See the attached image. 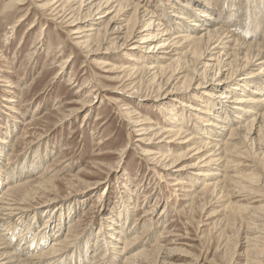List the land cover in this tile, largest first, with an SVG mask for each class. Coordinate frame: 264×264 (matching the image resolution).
Instances as JSON below:
<instances>
[{"label":"rangeland","instance_id":"rangeland-1","mask_svg":"<svg viewBox=\"0 0 264 264\" xmlns=\"http://www.w3.org/2000/svg\"><path fill=\"white\" fill-rule=\"evenodd\" d=\"M10 1L13 0H0V12ZM26 1L30 3V0ZM31 1L33 3L26 4L24 11H21L20 15L24 19L19 20L14 30L15 20L6 21L0 17V146H3L0 151L6 148V151L3 150V160L0 159V167L3 170L2 176L13 168H16V172L26 168L30 175L24 176L22 173V183L29 184L26 193L30 192V199L27 201L31 210L41 213L46 206L63 207L62 213L53 211L43 215L45 220L49 218V214H54L48 224L52 229V236L46 246H43L44 250L53 244L51 242L58 231V238L65 241L66 234H69L66 231L74 229L67 246L70 245L69 248L74 250L85 249L84 245L91 238L92 244L86 251L76 255L84 258L87 254L92 256L100 229L105 227L106 232L112 233L109 231L115 229L112 219H117L115 216L119 213V207L124 205L123 209H128L125 215H131L128 226L138 232V241L130 252L133 254L145 250L148 253L138 258L135 264H247L248 259L254 260L255 264H264V249L245 253V238L250 233L247 220L233 215L232 211H226L230 203L233 206L264 205L263 190L249 185L255 192L239 191L230 184L228 196L213 198L214 195L210 194L201 200V192H195L201 191L206 178L193 175L210 168H203V164L189 168L207 154L205 149L200 151L202 153L194 152L195 146L192 144V141L200 143L204 132L200 131L201 134L197 135L199 139H193L191 143H185L187 139H178L180 137L170 139L173 135L147 136L159 126L166 127L165 119H170L167 113L173 109L181 115L180 104L187 102L188 96L210 100L205 95L210 92V88L193 85L187 92H177L176 88L180 86L185 74H176V80L159 91L156 86L160 82L159 77L156 82L152 81V73L144 75L141 85L135 86L133 77L131 79L126 73L143 62L142 55H149L137 48L141 45L137 42L145 36L143 33L122 46L125 42L122 38L125 30H122L121 35H113L111 43H104L95 54H88L86 49L81 52L73 45L81 35H74L75 31L72 29L77 32L79 28L89 27L95 22L101 24L99 27L96 25L98 29H103L115 15L113 9L107 12V17L100 20L79 24L78 27H67L64 22L60 24L58 21L57 24L47 21L53 19L50 16L52 12L48 11L43 15L38 9V4L49 6L54 0ZM132 1L158 14L163 8L160 0ZM103 2L105 0H94L93 5ZM169 4L174 10L177 9L173 1ZM172 11L169 10L171 13ZM82 15L80 18L85 21L86 18ZM130 16L131 12L126 17H119V23L114 26L124 28ZM36 36L41 37L40 43ZM7 37L10 39L7 40ZM246 40L248 43H262V38L258 36L248 37ZM117 41L118 45L114 47ZM175 48L178 49L177 54L186 51L179 46ZM87 56L89 63H85ZM65 58H69V62L63 67L62 60ZM177 58L179 55L174 56V59ZM176 67L174 64L173 69ZM249 71L257 74L260 69L253 67ZM191 102L193 105L200 104L193 99ZM205 108L201 106L199 109L204 111ZM197 116L199 118L205 115L200 112ZM145 127H151L152 130L141 131ZM198 127L202 128L201 124ZM263 146L264 137L257 138L253 149L251 147L252 158H237L240 162L228 165V175L241 179V176L253 170L263 173ZM169 150L174 153L173 156H184L174 167H170L172 158L166 159ZM161 155L166 160H161ZM35 156H38L36 165L40 162L39 168V165L34 168L32 166ZM150 159L161 161L158 163ZM153 169L161 175L163 181L155 176ZM211 169L215 172L221 170L217 166ZM180 181L186 183L182 184ZM3 188L4 185L0 188V193ZM4 189L3 191L7 188ZM259 189L262 193L258 192ZM52 201L55 202L51 203ZM68 210L73 216L71 214L69 217ZM19 218L17 215L15 220ZM122 218L119 221L125 224L127 219L124 216ZM35 219L37 218L34 217L31 226H23L28 234L27 237H22L21 244L28 239L25 245L29 243L30 248H35L37 237L34 239V236L44 225L43 222L36 223ZM58 224L61 225L57 226ZM2 230L3 227L0 228V233ZM20 232L22 229L15 231L14 238ZM10 235L8 233L6 238L9 239ZM126 236L121 239L124 240ZM14 238L9 239L13 244ZM72 249L67 250L68 253L73 252ZM67 251L51 262L70 264L73 259L69 256L71 253L67 256ZM113 254H99L100 258L97 260L100 261L96 263L127 264L125 258ZM78 263L82 264L80 259Z\"/></svg>","mask_w":264,"mask_h":264},{"label":"bare ground","instance_id":"bare-ground-1","mask_svg":"<svg viewBox=\"0 0 264 264\" xmlns=\"http://www.w3.org/2000/svg\"><path fill=\"white\" fill-rule=\"evenodd\" d=\"M89 1L92 2L86 4ZM93 1L54 0L49 6L38 4V9L43 15H45V12H52L50 16L53 19H47V21H51V23L60 21V24L64 22L68 25L67 27L72 25L78 27L79 24L100 20L107 17V12L113 9L115 15L103 29H98L101 24H96V22L86 28H77L79 30L77 32L76 29H72V31H75L74 35H81L73 45L81 52L86 49L89 52L88 54H95L104 43H111V40L114 39L112 38L113 35L119 33L121 35L122 30H125L122 37L125 42L122 46H125L126 42L136 39L137 35L143 33L145 36L141 37V41L137 42L141 44L137 48L143 49L149 55H142L141 59L143 62L138 63L131 72L126 73L131 79L133 77L135 86L141 85L144 75L152 73L154 75L151 76L152 81L156 82L159 77L158 81L160 82L156 86H158L160 91L176 80L174 79L176 74L178 76L185 74L176 91L187 92L193 88V85L198 87L207 86L210 88V92L205 95L210 100H201L198 96H188V101L180 104L181 115L177 113L176 109L167 113L170 119H165V123L167 122L166 127L165 125L159 126L156 130L151 131L152 128H146V126L141 131L153 132L147 134L149 137L173 135L170 139L180 137L178 139H187L185 143H191L193 139L198 138L197 135L201 134L200 131L204 132L203 140L200 143L192 141V144L195 146L194 152L202 153L200 151L205 149L207 154L200 157L198 163L189 168L193 169L197 167V164H203L202 167L210 168V170L197 172L193 175L194 177L206 178L203 181L204 185L201 191L195 192H201V200H204L205 196L210 194L211 196L214 195L213 198L228 196L230 184L234 185V189L239 191L255 192L251 189V186H255L260 187L264 192V172L256 173L253 170L250 171L251 173L241 176V179L231 178L227 172L230 163L240 162L237 158L241 160H243L242 156H246L247 159L252 158L250 156L253 154L250 151L253 149V143L257 138L261 139L264 137V0H252L251 2L249 0H160L163 6L160 14L151 11L152 9L149 10L148 7L145 8V6L135 4L132 0H105V2L95 5H93ZM170 1H173L177 11L174 10V7H171ZM228 1H230L229 4L227 3ZM29 2L33 3L31 0ZM30 3H27L26 0L10 1L5 5L4 10L0 12V17L6 19V21L15 20L14 30L19 20L22 21L24 19V16L20 15L21 11H24L26 4ZM169 7L173 10L172 13L169 12ZM239 7L241 8L239 9ZM225 8L227 9L225 10ZM130 12L131 16L124 28L114 26L119 23V17H126ZM82 13L85 14L82 15ZM80 15L84 16L86 20L83 21ZM99 15L102 16L98 19ZM167 23L169 24L167 25ZM257 36L262 38V43L257 41L246 42L248 37L256 38ZM7 38V40L10 39L9 37ZM36 38L40 43L41 37L36 36ZM242 40L246 43L242 42ZM117 45L118 41L115 42L114 47H117ZM94 46L96 49H93ZM178 46L181 49L185 48L186 51L177 54L178 49L175 47ZM177 55H179V58L174 59V56ZM62 61L64 67L69 62V58H65ZM85 63H89L88 56ZM174 64L177 65L175 69H173ZM253 67H258L260 69L259 73L250 72L249 70ZM97 85L99 86V84ZM192 99L197 103L200 102V104L193 105ZM204 104L207 106H204ZM201 106L206 107L204 111L199 109ZM200 112L205 116L197 118ZM65 119H68V117H65ZM192 121L195 123H192ZM198 124H201L202 128H199ZM148 125H150V122ZM226 134H228V138L225 139ZM0 147H3L2 144ZM2 149L6 151V148ZM261 149L264 150V146ZM3 150L0 151V159L2 160V156L5 153ZM169 151L166 159L172 158L170 167H174L184 156H173L174 153L171 150ZM160 157L161 160L165 159L164 155ZM37 158L38 156H35L33 168L36 165ZM158 160L156 161L159 163L161 160ZM9 161L10 156L7 159L8 163ZM39 163L37 164L39 165L38 168L40 167ZM213 166H217L221 170L215 172L211 169ZM0 170V188L3 185L4 188H7H5L6 190L3 188L5 191L2 189L0 193V228H4L0 233V264H54L55 262H51L52 260H56L61 253L63 254L67 250L70 251L72 249L69 248L70 245L67 246V243H69L67 241L72 237L71 233L74 229L66 231L69 234L68 236L66 234L65 241L58 238V231L56 237L53 238V242H51L53 244L50 245V248L44 250L43 246H46V242L52 236L50 235L52 229L48 224L52 219L51 215L54 214H49V218L45 220L43 215L53 211L61 212L63 207L51 208V206H46L41 210V213H36L37 211L29 208L30 203L27 201L30 199V192L26 193L29 184L22 183V173L24 176L29 174L26 168L17 170V172L16 168H13L12 171L4 172V176L1 174L3 171L1 167ZM34 170L32 169V171ZM154 170L153 172L155 173ZM221 172H223V175H220ZM29 175L27 178L30 177ZM155 176L160 177V181H163V178L158 173H155ZM180 182L182 184L183 182L184 184L186 183L185 181ZM262 190L259 189L258 192L262 193ZM130 195L132 194L130 193ZM123 206L119 207V213L115 216L117 219H112L113 225H115V229H109L112 233L106 232L107 229L105 230V227L100 229L95 242V253L92 256L87 254L85 258L79 256L83 250L92 244L90 238L84 245L86 246L85 249H72L74 251L70 252L71 254L67 251V256L70 254L69 256L73 259L70 264H79V259L82 264H98L99 262H96L100 261L97 260L100 258L98 257L99 254L104 253V256H106L112 252L114 253L113 255H120V258H125L127 264H135L138 258L148 254L145 250L137 251L133 254L130 252L138 241V232L134 231L135 228L133 230V227L128 226L131 215H125L127 208L123 209ZM68 211L70 212V217L72 212ZM226 211H232L233 215L240 216V218L244 217L243 220H247V227L250 229V233H247L245 238L247 243L244 248L245 253H255L257 250L264 249V205L258 207L247 205L233 206L230 203L226 207ZM17 215L20 218L15 220ZM122 215L127 219L125 224L119 221L123 219ZM34 217L37 218L35 219L37 220L36 223H44L43 228L37 230L38 234L34 236V239L37 237V243L35 242L36 244L32 245L35 248L40 246L36 250L34 247L30 248L29 243L25 245L28 239L24 241V244H21L23 243L22 237H27L26 235L28 234L27 229H23V226H31ZM60 217L62 219V216ZM60 225L58 224L57 226ZM20 229H22V232L14 238L15 231ZM8 233L11 234L10 240L15 239L13 241L15 242L14 244L6 238ZM124 235L127 236L122 240L121 238ZM250 244H254L253 247H250ZM91 248L89 249L93 250ZM117 260L116 262H118ZM58 264H62V262L60 261ZM247 264H255V261H249L248 259Z\"/></svg>","mask_w":264,"mask_h":264}]
</instances>
